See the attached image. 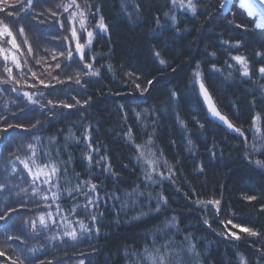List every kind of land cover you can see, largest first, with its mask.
I'll return each mask as SVG.
<instances>
[{
	"label": "trees",
	"instance_id": "obj_1",
	"mask_svg": "<svg viewBox=\"0 0 264 264\" xmlns=\"http://www.w3.org/2000/svg\"><path fill=\"white\" fill-rule=\"evenodd\" d=\"M8 1H0V8L6 9L0 11V21L11 22L9 27L17 42L24 40V37L32 42L30 53L23 57L25 63L29 65L30 59L36 54L41 59L51 57L49 64L59 60L61 67L39 71L41 79L31 77L30 68H27V72L19 68L23 78L20 75L17 77L18 73L14 69L12 79L5 84L2 81L8 78L4 68L7 61L0 58L3 63L0 65V118L6 117L8 122L25 127L36 123L37 117L43 123L42 131L33 130L37 131L41 139H35L19 128L10 129L7 134L0 133V184L7 185L9 171L4 167L8 160L10 172L12 164L22 159L27 162L30 157L38 167H45V164L47 167H56L55 191L60 193L58 203L61 210L56 219L45 227L37 221L42 215L56 212L54 198L44 200L39 195L35 203L21 206L16 201H27L30 195L24 196L23 193L25 189L29 192V186L24 190L13 186L17 189L15 192L0 193V213H6L9 217L6 221H0V252L5 253L0 256V264H20L25 255L40 256L44 264L49 260L52 264H79L81 260L84 264H127V254L143 252L145 245L152 243L157 226L166 217L173 216L180 229L174 239L182 241L185 235L194 236L200 251L211 257L209 264L212 261L214 264H229V261L236 264L235 256L248 257L250 253L254 256V248L259 245H250L244 240H225L223 236L226 230L238 233V229L228 223L229 220L257 229L264 226V213L260 211L261 205H264V170H255L254 164L244 159L245 152L249 153V144L255 146L251 154L253 160L260 158L259 153L264 152V100L256 92L258 85L245 82L238 70L240 66L231 61L232 55H244L251 58L254 71L259 67L255 63L254 50L264 43V27L255 29V19L236 3L225 13L222 12V0H199L195 15L171 8L170 0H75L74 7L79 5L88 21L94 16L93 21L96 22L102 15L110 32V36L97 35L92 43L85 46L84 54L93 68L84 69L77 54H74V59L67 57L64 37H58L57 45H53L56 35L52 26L59 28L53 21L57 20L59 24L62 22L67 26L68 16H62L60 9L65 8L70 0H37L30 12L20 13L24 17L22 20L17 15H7L8 11L15 13L19 8V0H13L12 3ZM137 3L142 6L138 25L128 21L122 12L126 4L135 8ZM71 7L74 9L73 5ZM88 8L93 9L92 15L85 12ZM96 8L100 9L99 13L95 12ZM68 12H72L70 7ZM164 13H168V16ZM173 14L177 17L182 35L173 41V33L166 31L159 37V41L166 51V57L171 59L172 67L177 70L174 73L171 69L161 72L158 70L160 66L153 62L149 40L154 35L153 29L157 28L155 18L159 15L161 24L169 26V17ZM234 14L236 22L244 21L252 30L243 31L229 25L227 21L233 19ZM41 20L45 23H40ZM15 27H23L24 33L21 35ZM94 31L98 32V29ZM237 40L243 45L239 49L221 43L227 41L235 44ZM80 43L84 41L80 40ZM44 44L47 46L44 47ZM212 52L216 53L214 57L208 55ZM210 61L221 71L213 72ZM198 62L201 79L206 83L215 106L245 135L229 132L209 119L193 77ZM228 62L234 67L228 68ZM93 70L97 71L98 76H91ZM130 71L141 75L142 81L147 77L156 78L157 82L150 93L141 99L138 107L127 105L125 114L118 110L119 105L128 98L124 94L138 95L134 79L127 76ZM77 79L89 82L81 88L75 83ZM252 79H258V74ZM17 80L24 88L37 92L32 101L38 103H31L30 106L16 92L11 91L12 88L17 89ZM40 81L44 82L43 86L48 84L49 87L39 89L36 83ZM25 82L34 86H27ZM144 84L147 86L146 81ZM173 89L178 91L182 99L167 104L168 92ZM116 91L122 95L116 96ZM76 93L81 94L78 98L82 103L91 97L90 106L57 109L63 113V117L58 120L40 115V105H47L49 100L75 104L72 96ZM148 109H156L161 115L150 116L146 111ZM138 112L144 114L142 118H138ZM253 117H257L255 124ZM178 120L184 124L183 130ZM197 120L205 125L204 129L199 128ZM5 126L4 120L0 119V128ZM129 128L132 129L130 135ZM5 135L9 139L5 140ZM85 135H90V141L83 139ZM189 139L191 144L188 143ZM49 140L53 143L50 144ZM57 142L61 146L67 145L59 149L58 159L52 155L58 151ZM137 145L140 150L151 147L156 151L157 159L168 167L165 175H171L172 178L166 179L161 187V194L168 200L167 207L159 216L146 217L143 222L137 223L131 221L135 215L132 211L127 215L121 214L117 220L112 210V201L109 200L101 208L105 215L101 218L102 226L98 233L94 231L87 239L76 241L64 237L67 244L57 240L56 237L63 236L65 231L80 234V223H91L90 217L83 213L76 215L71 210L76 201H80L81 207L84 203L83 195L73 192L77 181L90 180L98 184L102 181L101 195L115 192L121 197L125 192H131L134 186L143 184L145 162L139 160L137 167L140 156ZM212 148H215V159L211 158L208 151ZM46 151L50 154L47 158L43 155ZM90 152L93 165L91 176L88 159ZM101 157H104L101 163L110 164L112 170L120 176L118 182L114 183L111 177L94 166ZM197 165L204 166V172H198ZM69 193L73 195L69 197ZM246 195H255L257 200L249 204L244 199ZM216 199L221 201L219 212L214 205L207 203ZM204 220L209 221L210 227L204 224ZM238 234L245 236L243 233ZM10 236L12 239H9ZM21 239L24 243H21ZM260 243H264V240Z\"/></svg>",
	"mask_w": 264,
	"mask_h": 264
},
{
	"label": "snow or ice",
	"instance_id": "obj_2",
	"mask_svg": "<svg viewBox=\"0 0 264 264\" xmlns=\"http://www.w3.org/2000/svg\"><path fill=\"white\" fill-rule=\"evenodd\" d=\"M4 3H7V0H3ZM197 2L199 0H187V4L184 3V0H170L171 8L176 9L179 8V10L184 12H191L193 15L197 12ZM72 5H75V0H70L69 4L65 6L64 10L68 11V8ZM227 5L225 3H221L220 9L223 10ZM35 7L34 0H19V8L16 9L15 13L12 11H8V16L17 15L19 16V19L22 20L24 17L20 16L21 12H30ZM79 7V5H77ZM248 7V13L252 17H256L259 15L260 17H264V0H253L251 4L247 5ZM0 11H6L4 8H0ZM85 12H87L89 15H92L93 9L88 8L85 9ZM96 13L100 12L99 8L95 9ZM122 12H127V20L139 24L140 22V15L142 13V6L137 3L135 8H130L125 5V8L122 9ZM54 14V13H53ZM39 15V14H38ZM85 15L84 12L81 13V16L83 17ZM165 16H168V13H164ZM93 18H95L93 16ZM171 20V24L169 26H165L161 24V18L159 15L155 18L154 23H156L157 28L153 29V37L149 40L150 44V53L153 58V62L157 63L160 67L158 68L161 72H166L169 69L174 73L177 69L175 67H172V61L171 59L166 57V51L163 49L162 44L159 41V37L164 34V32H171L173 33V41L176 37H180L182 35L181 29L178 26L177 23V17L175 14L171 15L169 17ZM19 22V20L17 21ZM11 23V22H9ZM9 23H0V38H3V42L6 44H10L13 48H19V45L16 42V39L14 37L13 31L9 27ZM40 23H45V21L41 20ZM227 23L231 26H233L235 29H241L243 31H249L252 30L250 25L244 21L236 22L235 14L233 15V19L228 20ZM253 26L255 29H260L261 26L259 24H256L255 21H253ZM14 27V25H13ZM61 27H63V24H61ZM81 27H84V20H81ZM96 29H98V32L96 31H87V37H88V43H92L93 39L99 35H109V25L104 22V17L101 15L99 20L96 21ZM20 34L22 35L24 33V28H20ZM72 37L77 38V33L75 30L72 31ZM222 44H228L229 48L235 47L239 49L242 47V42L237 40L235 44H229L227 41H221ZM0 52L4 53V60H9V54L6 52V50L3 47H0ZM76 53L79 54L80 62L83 63L84 69H92L93 64L89 62V60L86 58L84 54V45L81 43L76 44ZM61 56L64 55L63 52L60 53ZM210 56H215L216 53H208ZM254 56H255V63L259 64V67L255 69V71L252 68V61L251 58L244 56V55H232L231 61H235L236 64L240 66L238 69L240 72V76L245 79V82H251L252 84L258 85L256 92H258L261 95V99L264 100V43L261 44V47L259 49L254 50ZM68 57L70 59H74V54L69 51ZM55 58V57H54ZM94 59V58H93ZM11 60L13 63H16L17 67H20V65L16 62V58L14 56L11 57ZM212 63V71L213 72H220L221 69L216 66L214 62ZM228 68H233L234 65L231 62H228L227 64ZM61 65L59 63L56 64V68H60ZM200 69V63L198 62L196 65V70L193 73V77L195 80V84L199 85V90L201 95L203 96L204 102L207 104V110L211 114L212 118L218 119V121L223 122L224 125L227 126V128L233 132H236L238 135H245L244 132L235 127L233 123L230 122L229 118H226L212 103V100L209 96V90L206 87V83L202 81L201 79V72ZM5 71L8 73L7 80L2 81L3 83H7L8 80L12 79V69L5 65ZM83 72V69H81ZM258 74V79H252L254 75ZM35 75V74H34ZM59 75V74H57ZM85 76H87V73H84ZM92 77L98 76L97 71L93 70L91 72ZM127 76L129 78L134 79L135 88L137 90V93H127L124 94L127 99L124 100L123 103L119 105L118 110L127 113V105H137L139 106V103L141 99L145 96V94H149L151 89L155 86L157 80L156 78L148 79L147 77L141 78V75L136 74L134 71H130L127 73ZM55 79V77H54ZM144 81H146V85L144 84ZM88 80H80L77 79L75 81L76 84L80 85L81 88L84 87L85 84H87ZM41 84H43V81H40ZM30 87H33L34 85H29ZM45 88H48V84H44ZM4 91H8V89H4ZM12 92H16V88L11 89ZM256 93H253L255 95ZM25 97H28V93L23 94ZM41 95H44V93H41ZM81 94L76 93L72 96V99L75 100V104L68 103V102H62V103H56L53 100H49L47 105H40V115H48V119H60L63 117L62 112H58L57 109H72L74 107L84 108L86 105L90 106L91 104V97H89L88 100H84L83 103L81 102V99L78 98ZM116 96H121L122 94L119 91L115 92ZM182 97L178 94V91L173 89L168 92V100L166 101L167 104H174L178 100H181ZM29 100H31V97H29ZM32 103H38L37 101H32ZM150 116L155 115L159 117L161 114L156 109H148L146 110ZM143 113L138 112L137 116L138 118L143 117ZM4 120V123L6 124L5 127L0 128V133L7 134L9 130H16V129H22L28 133H30L35 139H41L40 136L37 135V131L43 130V123H41L40 119L36 118V123H32L30 127H25L24 125L16 124V123H10L8 122L7 118H0ZM257 117H253V124H255ZM47 121H45L46 123ZM156 123V120H153V124ZM178 123H180L181 129H184V124L178 120ZM199 128L204 129L205 125L201 123L199 120L196 121ZM37 130V131H33ZM132 132V129H128V134L130 135ZM5 140L9 139L7 135L3 137ZM84 140L90 141V135H85L83 137ZM49 143H53L52 140H49ZM189 144H191V140L188 141ZM247 143V140H245V144ZM31 146V145H30ZM62 147H67V145L61 146L57 142V148L58 151L55 152L54 157L58 159L60 155L59 149ZM89 150L91 149V144L89 143ZM137 150L140 151V146L137 145ZM209 154L212 159H215L216 152L215 148L209 149ZM194 155V153H192ZM44 157H48L50 154L49 152H44ZM260 158H257L253 160V157L251 154L245 152L244 159L249 164H254L255 170H264V152L259 153ZM35 156V153H34ZM89 175L91 176L92 172V156L91 152L89 153ZM104 157H101L99 161L95 162V167H98L100 171L106 175L112 178L113 182H118L121 178L118 174H116L110 164H103L101 161H103ZM139 160H143L149 168L152 169L151 172L145 171L143 173L144 176V182L140 186H134L131 192H125L123 194V197L117 196L115 192L112 193H104L101 195V186L103 182L101 181L98 183H91L90 180L88 181H77V187L73 189V192L79 195H83L84 203L81 207L80 201H76L75 204L72 205V212L76 215H80L83 213L86 217H90L91 223L89 225H85L83 223H80V228L82 229V232L80 234H77L75 231H65L63 233V236H57V240H61L63 243L67 244V240L64 239V237H69L71 240L76 241L78 239L84 238L87 239L89 235H91L94 231L99 232V227L102 226L101 218L105 215L104 212L101 211V208L107 205L108 201H112V210L115 213V218L118 220L119 216L121 214L127 215L129 211H132L135 213L131 217V221H135L137 223L143 222L146 217L150 216H159V214L167 207L168 200L166 199V196L164 194L156 193L154 189V185H159L166 179H171L172 176L168 175L165 176L163 172H157L156 168L158 165V159L156 153H146L144 151H140V156L138 158L137 167H139ZM43 162V161H42ZM21 163L24 164V167L27 169L29 165L21 161ZM45 167H47V164H45ZM127 167V165H125ZM196 170L198 172H204V166L197 165ZM13 172L16 171L15 168L12 169ZM170 171V170H169ZM58 169L56 167H52L45 179L41 181L42 185H48L49 189L55 187L56 180L53 179V177L57 176ZM31 174V173H30ZM159 177V179H156V177ZM33 185H35V182L37 180L36 176L32 177ZM27 183V181H25ZM90 184V187H89ZM87 189V191H85ZM17 189L14 187H8L5 184H0V193L7 192L11 194L12 192H15ZM25 195H27V189L24 190ZM46 191L45 188L41 187L39 192L35 190V187H33V196L28 197L27 201L24 199H20L16 201L17 203H20L21 206H25L26 204L35 203L36 200L34 199L35 196L42 195ZM54 200L53 203L56 204V212L58 213L61 210V205L58 203L60 199V193L57 191H53L52 193ZM73 193H69V197H71ZM126 197V198H125ZM44 200H48L49 197L47 195H43ZM244 199L251 204L253 201L257 200V196L255 195H246ZM103 201V204L101 203ZM208 204H212L215 206L217 212H219V206L221 204V201L219 199L216 200H210L207 201ZM51 206V205H49ZM15 210V209H13ZM260 211L264 213V205H261ZM49 217H53L54 213L49 212ZM8 215L6 213H0V221H6L8 219ZM66 219V217H65ZM129 221V222H131ZM120 223H123V221H120ZM228 223L231 224L232 228L238 229V233H243L245 236L239 235L237 232H233L231 230H226L223 239L225 240H231V241H241L244 240L245 243H248L250 245H259L254 248L255 255L252 256L250 253L248 257L244 256H235L234 259L236 260V264H264V243H260L261 240H264V226H262L260 229L254 228V227H247L242 224L233 223L231 220L228 221ZM40 224L44 225L45 227H48L45 224L44 217H40ZM204 224L208 225L210 227L209 221L204 220ZM33 228H35V224L33 223ZM180 232V229L178 228L176 217L173 216L171 218L166 217L165 220L161 225H158L156 228V233H159L160 235L157 236L156 233H153V240L151 244H146L143 252H134V253H128V261L127 264H209L211 261L210 256H205L202 251L199 249L198 242H194L196 238L192 236L191 234L185 235L184 239L182 241H178L177 239H174V237H177ZM251 238V239H246ZM9 239H12L10 236ZM21 243H24V240L21 239ZM4 252H0V256H4ZM39 261V264H44V261L41 259L40 256H28L25 255L23 259H21L20 264H36V262ZM47 264H52V261H47ZM79 264H84V261L81 260ZM212 264H214V261H212ZM229 264H232L231 261H229Z\"/></svg>",
	"mask_w": 264,
	"mask_h": 264
},
{
	"label": "rangeland",
	"instance_id": "obj_3",
	"mask_svg": "<svg viewBox=\"0 0 264 264\" xmlns=\"http://www.w3.org/2000/svg\"><path fill=\"white\" fill-rule=\"evenodd\" d=\"M0 1H2V3H4L3 0H0ZM36 1L37 0H34V4L37 3ZM227 1L230 2L231 5L236 3V5H238L240 8H242V10L247 15H249L247 5H245V4H244V6L241 5V4L244 3L243 0H236V1L227 0ZM10 2L12 3L13 0H10ZM7 3H9L8 0H7ZM222 3H225V0H222ZM251 3L252 2H247V4H251ZM185 4H187V2H185ZM81 5L84 8L86 7L83 3ZM127 6L132 8V6L130 4L129 5L127 4ZM70 8H71L72 12L65 11L64 8L60 9V13L62 14V16L63 15L68 16V24H67L66 27L64 25H63V27H61V24H63L62 22H61V24H59L60 23L59 21H57V20L53 21V22H55V24L59 25L58 29H56V28H54L52 26V31H54V34L56 35V37H55V39L53 41V45H57V42H56L57 38L62 36V37H64L63 43L65 45L66 52L68 53L69 51H71L73 54H77L76 53V44L80 43V40H83L84 43H82V45H84V49H85V46H87L89 44L88 43V37H87V31H89V30L94 31L96 29V22L93 21V18H91L88 21L87 17H86V14L82 17L81 13L84 12V11H83V9L80 6L77 7V5H76L74 7V5H73L74 9H72V7H70ZM124 8H125V6L123 7V9ZM123 14L125 15V17H127V12H123ZM250 17L255 19V23L256 24L258 23L259 25H264V23L262 24L260 22V16L259 15H257L256 17H252V16H250ZM82 19L84 20V27L83 28L81 27V20ZM0 23H6V22L0 21ZM15 28L20 30L21 27H15ZM73 30L76 31L77 38H73L72 37V31ZM18 37H21V36H18ZM17 44L19 45V48L18 49L17 48H13L10 44L4 43L3 42V38H0V47H3L6 50V52L9 54V60L7 61V65H10L9 67L12 69V71L14 69L16 70V72L18 73L17 77L21 76L23 78L22 72L20 71L19 68L24 69V71H26V72H27V68L32 69V71L30 72L29 75L31 77H38L39 79H41L40 75L38 73L39 71H44L45 69H48V68H50L51 70H57L58 69V68H56V64L60 63L59 60L56 63H54V64H49L50 61L52 60L51 57L48 56V57H45V58L41 59L36 54L34 55L33 58L30 59L31 61L29 62V65H27L25 63L23 57H24L25 54H29L30 53V50L32 49V45H31L32 42L28 38L24 37V40H19L17 42ZM45 46H47V45L44 44V47ZM77 55L79 57V54H77ZM12 56H14L16 58V62L20 65V67H17L16 63L12 62V60H11ZM67 57H68V55H67ZM0 58L4 59V53H2V52L0 53ZM0 65L1 66L3 65V63L1 61H0ZM16 82H17V91H16V93L20 97H22L26 101V103L28 105L31 106L32 99L36 95L37 92L34 91V90H28V89L24 88V86L20 85L19 80H17ZM25 84L27 86L32 85V84L27 83V82H25ZM36 87H40L39 89H46L40 82L36 83ZM25 92L28 93V97H25L23 95ZM29 97H31V100H29ZM247 147H248L249 154H252V151L255 150V148H254L255 146L252 145V144H249ZM140 151H144L146 153H149V152L150 153H156V151L153 150L151 147L146 148L145 150L141 149ZM21 161L26 162L25 159H22ZM26 163L29 165V167L27 169L24 167V164L21 163V162L15 163V165L12 164L11 170L13 168H15L16 171L15 172H13V171L10 172V160L7 161V163H6L7 167H6V165L4 167V168L8 169V171H9L8 179H6L7 186L8 187L17 186L20 190L21 189L24 190L25 188H28V186H29V192H27V195H30V197L33 196V187H35V190L37 192H39L40 188L43 187V188L46 189V191L41 195V197L43 195H47L48 197L54 198L52 193H53V191H55L56 187H53V188L49 189L48 185H42L41 184V181H43L45 179L48 171L52 168V166H48L47 168L46 167H38L37 164H34V161H33L32 157H30L27 160ZM143 168H145V170L148 171V172L152 171V169L149 168L146 163H144V167ZM156 171L157 172H163L164 175H165L166 172H168V167L163 161L158 159V165H157ZM33 176L37 177L35 185H33V180H32ZM55 178L56 177H53L54 180H55ZM156 179H159V177L157 176ZM25 181H27V183H25ZM164 182H166V180H164L159 185H154L153 186L156 193H160L161 194V187H162ZM23 195L26 196L24 193H23ZM35 198L37 199L36 196L34 197V199ZM129 214L133 215L132 212H130ZM40 217H44L45 224H48V223L50 224L52 220L56 219L57 212L54 213L53 217H49V215H47V216L46 215H42ZM37 223H40V218L38 219ZM67 227H69V226H67Z\"/></svg>",
	"mask_w": 264,
	"mask_h": 264
},
{
	"label": "water",
	"instance_id": "obj_4",
	"mask_svg": "<svg viewBox=\"0 0 264 264\" xmlns=\"http://www.w3.org/2000/svg\"><path fill=\"white\" fill-rule=\"evenodd\" d=\"M197 86H198V93H199L200 99L202 100V103H203L204 106H205V109H206V111H207V115H208L209 119H211V120H213L214 122H216L217 124L221 125L223 128H225V129L228 130L229 132L236 133V132H233V131L229 130V129L227 128V126L223 124V122H220V121H218V119H216V118H212V117H211V114H210V113L208 112V110H207V104L204 102L203 96H202L201 93H200L199 85H197ZM209 96H210V94H209ZM210 98H211V97H210ZM211 100H212V98H211ZM212 103L214 104L213 100H212ZM214 105H215V104H214Z\"/></svg>",
	"mask_w": 264,
	"mask_h": 264
},
{
	"label": "bare ground",
	"instance_id": "obj_5",
	"mask_svg": "<svg viewBox=\"0 0 264 264\" xmlns=\"http://www.w3.org/2000/svg\"><path fill=\"white\" fill-rule=\"evenodd\" d=\"M225 1H227V0H225ZM243 2H244V3L241 4V5L244 6V4H245V5H248L247 2H253V0H250V1H249V0H243ZM260 22H261L262 24L264 23V17H260Z\"/></svg>",
	"mask_w": 264,
	"mask_h": 264
}]
</instances>
